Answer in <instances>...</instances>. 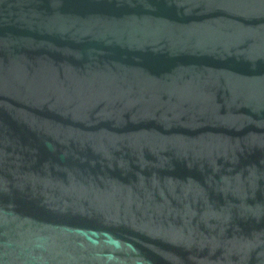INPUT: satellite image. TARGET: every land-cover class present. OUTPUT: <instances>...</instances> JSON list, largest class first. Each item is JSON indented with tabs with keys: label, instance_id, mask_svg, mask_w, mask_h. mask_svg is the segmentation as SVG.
<instances>
[{
	"label": "water",
	"instance_id": "water-1",
	"mask_svg": "<svg viewBox=\"0 0 264 264\" xmlns=\"http://www.w3.org/2000/svg\"><path fill=\"white\" fill-rule=\"evenodd\" d=\"M0 264H264V0H0Z\"/></svg>",
	"mask_w": 264,
	"mask_h": 264
}]
</instances>
